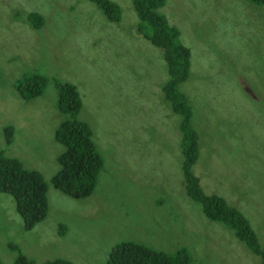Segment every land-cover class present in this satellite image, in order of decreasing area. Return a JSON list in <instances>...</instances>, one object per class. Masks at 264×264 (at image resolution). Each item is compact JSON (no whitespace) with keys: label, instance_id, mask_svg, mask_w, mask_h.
<instances>
[{"label":"rangeland","instance_id":"rangeland-1","mask_svg":"<svg viewBox=\"0 0 264 264\" xmlns=\"http://www.w3.org/2000/svg\"><path fill=\"white\" fill-rule=\"evenodd\" d=\"M107 20L89 0H0V151L40 173L47 215L26 229L0 193V262L62 259L104 264L116 245L185 248L192 264H262L234 231L207 219L183 183L181 117L164 101L162 50L136 32L132 0ZM38 12L44 24L25 22ZM160 11L190 50L179 85L191 106L198 158L191 171L248 220L264 245V4L250 0H165ZM38 73L41 93L23 100L15 83ZM59 83L81 98L77 119L103 160L93 192L73 199L55 189ZM12 126L11 141L5 129Z\"/></svg>","mask_w":264,"mask_h":264},{"label":"trees","instance_id":"trees-1","mask_svg":"<svg viewBox=\"0 0 264 264\" xmlns=\"http://www.w3.org/2000/svg\"><path fill=\"white\" fill-rule=\"evenodd\" d=\"M94 3L110 22H117L120 8L111 0H89ZM255 4H264V0H250ZM165 0H132V7L138 19L136 32L151 45L162 50L167 73L166 81L160 90L164 101L169 102L173 112L181 117V150L183 156V183L187 195L197 203L210 221L219 222L234 231L237 238L245 243L253 253L261 257L264 264V245L259 246L255 233L246 217L225 199L216 194H205L199 185L198 177L191 167L198 158L196 135L191 129L192 110L186 94L179 85L190 76V50L180 41L179 30L168 23L160 11ZM25 22L33 29L44 24L42 15L32 11L26 14ZM45 78L38 73H30L15 83V89L23 100L41 93ZM57 106L66 116L55 131V140L64 151L57 157L58 172L51 178L52 186L73 199L89 196L97 183L103 166L101 155L97 152L90 127L77 119L82 102L78 90L73 84L59 83ZM12 126L5 129V141H11ZM0 193L12 196L15 207L26 229L33 228L47 215V184L39 172L23 167L13 157H7L0 151ZM0 264H2L0 262ZM14 264H33L23 255L18 256ZM42 264H72L56 259ZM104 264H192L185 248H179L169 254L156 251L135 242H122L116 245Z\"/></svg>","mask_w":264,"mask_h":264}]
</instances>
